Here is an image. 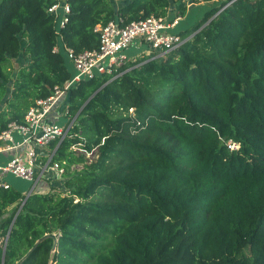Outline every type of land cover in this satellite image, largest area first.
I'll return each instance as SVG.
<instances>
[{"label":"trees","instance_id":"trees-1","mask_svg":"<svg viewBox=\"0 0 264 264\" xmlns=\"http://www.w3.org/2000/svg\"><path fill=\"white\" fill-rule=\"evenodd\" d=\"M56 2L0 0V130L71 76L65 48L97 47L96 24L211 5L176 48L70 84L59 186L0 187V264H264V0H65L62 25Z\"/></svg>","mask_w":264,"mask_h":264},{"label":"built area","instance_id":"built-area-1","mask_svg":"<svg viewBox=\"0 0 264 264\" xmlns=\"http://www.w3.org/2000/svg\"><path fill=\"white\" fill-rule=\"evenodd\" d=\"M58 8L61 10L58 23L62 25L66 20L64 15L68 11V5L65 1L56 2L48 7V10L57 11ZM178 18L177 14L171 18L147 15L122 25L114 19H109L93 27L98 34L97 47L78 52L66 47V54L74 70L71 76L61 85L53 86L48 96L35 99L25 110L22 121L10 120L0 130V153L10 156L4 164H0V187L6 188L10 185L4 178L8 172L31 180L28 192L34 190L39 179L43 180L45 172L60 175L62 167L52 160L55 146L44 152L41 148L47 146L51 140H54L56 145L66 136L72 119H68L64 125L57 123L49 113L52 106L64 97L70 84L80 78L91 77L98 72L113 76L118 74L128 59L123 49L135 39L145 43L147 53L152 52L151 57L176 48L183 40L176 31L171 30ZM13 132L19 135V138H15ZM226 145L229 148L236 146L235 142L230 140ZM39 185L37 190H44L47 187L44 181Z\"/></svg>","mask_w":264,"mask_h":264},{"label":"rangeland","instance_id":"rangeland-1","mask_svg":"<svg viewBox=\"0 0 264 264\" xmlns=\"http://www.w3.org/2000/svg\"><path fill=\"white\" fill-rule=\"evenodd\" d=\"M61 1H63V0H58V2H61ZM180 1H185V0H180ZM190 5L186 7L184 14L180 15L181 19L179 20V24H177L176 27H173V30H179V29H182L186 26H191L201 16L203 10L208 5H211V3L206 2L205 4H201L200 6L195 5V4H193V5L190 4ZM57 11L61 15L60 8H58ZM174 13L177 14L176 10H174ZM145 46H146L145 43L139 42L137 39H135L134 41H131L127 45L126 48L123 49V52L126 55H129L131 53L140 51ZM141 54H143V53H137L136 55L131 56L129 59L131 60V59H134L136 57H139ZM13 57H14L13 58L14 64H17L23 60V57L20 53L14 55ZM58 101H57L58 103L56 102L57 104L55 103L56 105L52 106L49 113L51 114V118H53V120H55L57 123H59L61 125H64L67 121V117L63 114V111H62L61 103H62L63 99L61 98ZM12 134L15 138H19V135H17L15 132H13ZM49 148H50L49 146H44L41 148V151L42 152L47 151ZM4 155H5V153H0V164H4L10 157L9 154L5 155V156ZM75 166L79 167L80 164H76ZM4 178L7 180V182L11 186L15 187L16 189H18L22 193H24L25 191H27L30 188L31 182H32L31 180L21 178L19 176H16L14 174L9 173V172L4 175ZM60 179H61V176L59 174H55V173H52L50 171H47L44 173L43 180L39 179V181L36 183V185L34 186V190H37L40 186L39 184H41L43 181L45 182L47 187H49L50 185L59 186ZM13 206H14V203L9 204L5 209H3L2 212L0 213V217H2L3 215H9L11 213ZM1 237H2V234L0 233V238Z\"/></svg>","mask_w":264,"mask_h":264},{"label":"crops","instance_id":"crops-1","mask_svg":"<svg viewBox=\"0 0 264 264\" xmlns=\"http://www.w3.org/2000/svg\"><path fill=\"white\" fill-rule=\"evenodd\" d=\"M63 1H65V0H63ZM63 1H61V2H63ZM190 4H195V3H186V7L187 6H189ZM178 5V2H175V3H172V4H170L169 5V7H168V13H167V15H166V17L167 18H171V17H173L174 15H175V13H174V10H176V6ZM191 6V5H190ZM181 19V17L179 16V18H178V21H177V23L175 24V26L174 27H176V25L177 24H179V20ZM187 27V26H186ZM183 29V28H182ZM171 30L172 31H179V30H181V29H179V30H173V27L171 28ZM140 42V41H139ZM147 51H148V49H147V47L145 46L143 49H141L140 51H138V52H134V53H131V54H129V55H126L127 56V58H130L131 56H134V55H136L137 53H144V54H146L147 53ZM5 156V155H4Z\"/></svg>","mask_w":264,"mask_h":264},{"label":"water","instance_id":"water-1","mask_svg":"<svg viewBox=\"0 0 264 264\" xmlns=\"http://www.w3.org/2000/svg\"><path fill=\"white\" fill-rule=\"evenodd\" d=\"M28 191H29V190H28ZM28 191H27V193L24 194V197L29 193ZM23 199H24V198H23ZM23 199H22L21 202L19 203V206L21 205ZM19 206H18V208H19ZM18 208H17V209H18Z\"/></svg>","mask_w":264,"mask_h":264}]
</instances>
